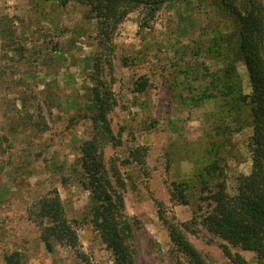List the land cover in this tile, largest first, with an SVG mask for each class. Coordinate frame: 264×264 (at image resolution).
Instances as JSON below:
<instances>
[{
	"label": "rangeland",
	"instance_id": "374dc122",
	"mask_svg": "<svg viewBox=\"0 0 264 264\" xmlns=\"http://www.w3.org/2000/svg\"><path fill=\"white\" fill-rule=\"evenodd\" d=\"M232 1L242 7L247 0ZM124 10L104 19L79 1L0 0V264L15 251L21 264H113L91 219L81 160L89 140H96L108 180L124 196L137 264H174L172 227L208 264H237V255L264 264L198 218L213 206L212 188L195 184L212 142L220 147L229 194L252 169L250 101L240 111L242 129L221 133L215 129L222 96L213 91L201 104L192 101L208 72L227 66L225 56L235 52L233 15L222 0H143ZM236 62L250 94L244 61ZM142 81L147 89L139 92ZM106 92L112 139L94 119L98 93L106 98ZM137 149L142 161L132 159ZM183 180L194 187L176 188ZM55 191L79 253L57 243L50 252L44 226L34 221L38 202Z\"/></svg>",
	"mask_w": 264,
	"mask_h": 264
},
{
	"label": "trees",
	"instance_id": "16d2710c",
	"mask_svg": "<svg viewBox=\"0 0 264 264\" xmlns=\"http://www.w3.org/2000/svg\"><path fill=\"white\" fill-rule=\"evenodd\" d=\"M70 1H79L91 6L99 17L108 18L116 15L121 8L127 13L133 6L143 3V0H60L65 5ZM234 17L238 44L235 52L225 56L227 66L214 72H208L209 82L205 88L192 96L196 104L204 102L205 98L214 97L219 93L223 100L222 124L216 131L232 132L242 129L239 124L240 111L250 101V116L253 134L250 137L252 153V169L249 174L238 177L237 192L229 194L223 178L224 168L218 157L219 144L212 142L209 159L200 164L195 184L202 188H212L213 206L202 212L198 218L210 232L220 236L230 244L245 251H253L259 260H264V7L259 0H247L242 7L232 0H222ZM122 15V13H121ZM222 57L224 54H220ZM244 61L251 93L243 92L241 76L238 73L236 61ZM147 89L145 81L140 82L137 91ZM106 98L99 97L100 113L94 118L110 139L114 138L107 118V112L112 109L111 92L105 93ZM234 114H238L234 116ZM232 123L234 127H232ZM237 123V125L235 124ZM223 143H220L222 146ZM96 140L86 141L82 151V169L85 173V185L90 190L91 219L98 225L103 243L112 252L113 264H137L132 251L130 238L133 227L125 215L124 196L112 188L108 180L102 160L97 155ZM140 150L133 152L132 159L142 161ZM117 179L123 185L121 177ZM190 181L183 180L176 188H193ZM184 192V190H180ZM36 222L43 227L41 239L50 252L55 250V243L66 245L79 253L78 235L76 229L67 219L63 202L55 191L53 195L43 197L37 205ZM200 210L203 207L200 206ZM45 220L49 221L45 225ZM171 239L176 245L178 256L174 264H208L192 245L186 233L175 227L171 228ZM237 264H246L240 255L236 256ZM6 264H21L19 251L6 256Z\"/></svg>",
	"mask_w": 264,
	"mask_h": 264
}]
</instances>
